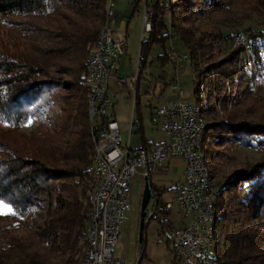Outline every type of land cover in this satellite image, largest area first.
<instances>
[{
	"label": "trees",
	"instance_id": "obj_1",
	"mask_svg": "<svg viewBox=\"0 0 264 264\" xmlns=\"http://www.w3.org/2000/svg\"><path fill=\"white\" fill-rule=\"evenodd\" d=\"M136 1L151 6L153 13L151 27L139 42L135 101L149 51L174 36L190 57L194 99L202 100L197 97L200 88L206 91L202 114L213 102L224 101L228 93L249 89V75L236 67L242 48L234 44L238 32L224 34V23L213 27L214 17L200 10L203 5L211 11L216 0ZM106 6V0H0V33L9 22L16 26L12 34H21L19 39L10 35L4 48L0 36V123L10 127L0 131V200L13 209L12 229L0 232V264L81 262L88 196L95 182L84 60L109 20ZM219 8L228 9V4ZM18 17L25 20L17 21ZM176 21L185 22L184 31ZM209 29L217 31L220 42L231 41L234 46L224 62L197 68L206 55L203 38ZM252 33L247 36L253 54L248 63L256 73L264 66V28ZM29 121L37 124L31 141L16 133ZM142 121L138 114L133 122L135 133L143 134ZM205 127L200 148L207 162L217 146L235 142L247 148L264 145L263 123L220 120L206 122ZM220 130L223 134L219 135ZM142 138L143 148L155 144ZM220 182L214 192L215 264H264V161L237 169ZM164 190L160 187L154 192L156 208L144 222V230L153 220L170 227L160 218L167 215L161 198ZM140 242L142 254V238Z\"/></svg>",
	"mask_w": 264,
	"mask_h": 264
},
{
	"label": "rangeland",
	"instance_id": "obj_2",
	"mask_svg": "<svg viewBox=\"0 0 264 264\" xmlns=\"http://www.w3.org/2000/svg\"><path fill=\"white\" fill-rule=\"evenodd\" d=\"M133 0H115V14L109 17L108 24L113 32V36H119L127 42V49L117 59L116 73L126 78L123 84H118L115 77L108 80V94L114 102L113 112L118 123L121 144L125 145L129 135V122L133 118H138L137 108H133L134 78L133 72L138 66L139 42L146 33L142 31V13L133 10ZM208 0L205 1V3ZM196 0V3H199ZM222 3L228 4L227 8H219ZM264 0H216L215 6L211 11L204 9L213 16L214 25L224 23L221 26L224 34L238 32L234 37L235 45H241L236 60V67L249 75V89L244 92L229 94L224 97V101L213 102L211 108L203 111L206 122H219L224 120L231 123L240 121L250 124H264V66L258 72H254L251 62L253 56L250 40L248 35L252 31H258L264 28ZM166 4L165 6H167ZM145 8H151L146 6ZM167 9V8H166ZM168 10V9H167ZM198 10V9H196ZM191 14L189 19L191 18ZM25 20L22 17L16 19ZM152 20V17H151ZM194 21V20H193ZM207 21H205L206 23ZM203 22L198 25L201 28ZM176 25L183 29L186 27L184 21H176ZM151 27V23H150ZM16 29L15 24L8 22L6 29H2L0 36L3 41V48L10 42V35L20 38V35H13L12 31ZM11 33H10V32ZM184 31V29H183ZM217 32V31H216ZM215 31L209 29L204 42V52L206 55L199 59L197 68L211 66V63L220 60L224 62L225 58L234 46L233 42H220ZM211 33V34H209ZM8 34V35H7ZM262 34V33H261ZM17 39H13L16 43ZM171 54V57L169 56ZM146 67L142 70V76L139 81L138 96L140 98V113L142 115L143 134L136 132L129 138L128 143L131 148L137 149L142 143V137L149 143L162 142L164 139L163 132L159 129L160 118L156 115V109L163 103L173 101L178 98L174 87L183 91L179 97L182 100L196 102L193 95L194 71H192L190 57L178 37L171 38L162 44H155L149 51ZM227 64V63H226ZM229 67V65H228ZM227 67V68H228ZM199 97L202 102L207 100L206 91L200 88ZM136 104V103H135ZM0 123V131L9 130ZM37 124L35 121L25 123L22 127L16 129V133L25 136L28 141L35 137ZM218 134H223L220 130ZM213 147V146H212ZM213 156L209 159L214 186L213 192L218 190L220 181L231 175L237 169L247 168L250 164L264 161V145L259 148H247L239 143H229L217 146L211 149ZM92 157V156H91ZM165 169V168H164ZM157 170L148 178L150 181L151 191L159 192L160 187L165 190L161 198L164 202L173 201L175 183L182 176V165L180 159H171L166 163V169ZM142 167L136 168V173L131 177L127 200L129 207L124 212L123 220L119 225L120 236L116 240L115 256L123 261V264H171L175 254L173 230L180 229L182 224L181 214L175 207L171 208L167 215L161 216V220L166 219L169 228L161 227L160 222L153 220L145 226L142 236L143 252L141 254V242H139V206L140 198L144 188V176ZM166 171V172H164ZM1 201V200H0ZM5 203V202H4ZM154 199L151 197L146 206V213L151 214ZM6 204V203H5ZM11 215H0V232L3 229H12ZM260 231V229H258ZM1 240V234H0Z\"/></svg>",
	"mask_w": 264,
	"mask_h": 264
},
{
	"label": "built area",
	"instance_id": "obj_3",
	"mask_svg": "<svg viewBox=\"0 0 264 264\" xmlns=\"http://www.w3.org/2000/svg\"><path fill=\"white\" fill-rule=\"evenodd\" d=\"M112 3V0H106L108 19L115 14ZM151 15V8L143 9V33L150 29ZM92 47L84 61L88 85L86 117L93 145L91 160L95 182L88 196L86 245L80 264H123L114 252L115 242L120 236L118 228L129 207L127 194L131 177L135 175L136 168L142 167L141 172L148 179L157 170L166 169V162L171 159L181 160L182 176L173 188L174 200H167L163 206L166 213L175 207L183 224L182 228L173 230L175 257L171 264H215L214 182L209 163L200 148L206 128L201 113L203 102L180 99L183 91L174 87L177 100L163 102L156 109L163 141L151 145L150 149L131 148L129 139L123 145L117 121L111 112L114 102L108 94L107 81L111 77H115L118 84L126 81L116 73L117 59L126 50V42L113 37L107 22ZM133 73L136 81L137 68ZM132 102L134 107L135 87ZM133 127L130 120L128 137ZM151 197L154 199L152 214L157 203L152 191Z\"/></svg>",
	"mask_w": 264,
	"mask_h": 264
},
{
	"label": "water",
	"instance_id": "obj_4",
	"mask_svg": "<svg viewBox=\"0 0 264 264\" xmlns=\"http://www.w3.org/2000/svg\"><path fill=\"white\" fill-rule=\"evenodd\" d=\"M144 188L143 192L140 198V206H139V214H140V219H139V242L141 241V238L143 236V231H144V222L148 220V214L146 213V206L148 205L150 198H151V185L149 180L145 177L144 178Z\"/></svg>",
	"mask_w": 264,
	"mask_h": 264
},
{
	"label": "crops",
	"instance_id": "obj_5",
	"mask_svg": "<svg viewBox=\"0 0 264 264\" xmlns=\"http://www.w3.org/2000/svg\"><path fill=\"white\" fill-rule=\"evenodd\" d=\"M114 1H115V0H112V2H113L112 4H114ZM132 3H133V5H134L133 10H138L140 13L143 12V9H144V7H145V3H143V4L140 3V4H139V3H137L136 0H133ZM115 6H116V5L114 4V8H115ZM114 11H115V10H114ZM108 27L110 28L109 24H108ZM111 31H112V30H111ZM113 37H114V36H113ZM114 38H116V39H118V38L123 39V38H121V37H119V36H115ZM123 40H124V39H123ZM125 42H126V41H125ZM126 49H127V42H126ZM124 52H125V51H124ZM121 55H122V54H121ZM121 55H120V56H121ZM120 56H119V57H120ZM108 80H109V79H108ZM116 81H117V80H116ZM107 89H108V81H107ZM138 95H139V94H138ZM175 100H176V99H175ZM175 100H173V101H175ZM136 101H137L139 104H138L137 106H136V104H135V106H134L133 108H137V111H138L137 113L142 117V115H141V113H140V109H139L140 102H141L139 96H137V100H136ZM112 102H113V101H112ZM113 106H114V104H113ZM112 108H113V107H112ZM112 108H111V112L113 113V116H115V114H114ZM138 114H137V115H138ZM115 119H116V116H115ZM137 119H138V118H137ZM137 119H136V120H137ZM130 120L133 121V122H135V121L133 120V118H131ZM116 121H117V119H116ZM117 124H118V123H117ZM135 129H136V127H135V125H134L132 134L135 133ZM132 134H131V135H132ZM131 135H130V136H131ZM130 136H129L127 139H129ZM147 143H148V142H147ZM152 145H153V144H152ZM140 147H141V146H140ZM169 161H170V160H169ZM169 161L166 162L167 165H168V162H169ZM181 170H182V169H181ZM182 225H183V224H181V228L183 227Z\"/></svg>",
	"mask_w": 264,
	"mask_h": 264
},
{
	"label": "snow or ice",
	"instance_id": "obj_6",
	"mask_svg": "<svg viewBox=\"0 0 264 264\" xmlns=\"http://www.w3.org/2000/svg\"><path fill=\"white\" fill-rule=\"evenodd\" d=\"M31 121H29V124ZM13 211L10 204H5L3 201H0V215H6Z\"/></svg>",
	"mask_w": 264,
	"mask_h": 264
},
{
	"label": "bare ground",
	"instance_id": "obj_7",
	"mask_svg": "<svg viewBox=\"0 0 264 264\" xmlns=\"http://www.w3.org/2000/svg\"><path fill=\"white\" fill-rule=\"evenodd\" d=\"M181 97V96H180ZM182 99V98H181ZM199 99V98H198ZM177 100V99H176ZM201 100V99H200ZM152 189V188H151ZM151 199V198H150Z\"/></svg>",
	"mask_w": 264,
	"mask_h": 264
}]
</instances>
